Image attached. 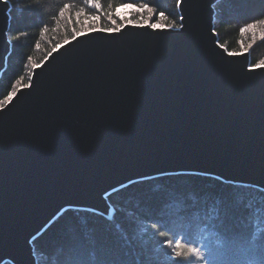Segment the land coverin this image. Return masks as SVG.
Here are the masks:
<instances>
[{"label": "water", "instance_id": "95a60500", "mask_svg": "<svg viewBox=\"0 0 264 264\" xmlns=\"http://www.w3.org/2000/svg\"><path fill=\"white\" fill-rule=\"evenodd\" d=\"M218 1L189 0L178 33L81 36L32 70L0 113V264H36L32 241L64 211L110 218L107 196L133 182L207 173L264 191V67L215 46Z\"/></svg>", "mask_w": 264, "mask_h": 264}, {"label": "trees", "instance_id": "16d2710c", "mask_svg": "<svg viewBox=\"0 0 264 264\" xmlns=\"http://www.w3.org/2000/svg\"><path fill=\"white\" fill-rule=\"evenodd\" d=\"M150 3L166 11L179 23L176 0H101L109 11L120 3ZM8 41L14 40L6 66L0 76V101L9 91L29 83L31 63L41 64L56 44L72 40V29L81 31L75 13L84 8L95 10L83 0H9ZM64 3H73L57 24L56 16ZM213 26L220 33L217 40L229 51H240L239 29L264 16V0H219L215 6ZM81 22L84 17H81ZM119 22V21H118ZM155 22V21H153ZM101 24L112 27L106 16ZM48 31L41 36L42 27ZM53 28L56 30L53 31ZM249 42L245 39V44ZM39 43L40 48L35 45ZM252 67L264 61V41L257 40L248 51ZM31 56V62L28 57ZM112 209L110 218L87 210L68 209L32 241L36 264H157L164 251L160 237L151 227L163 224L181 229L199 243V233L206 226L227 238L230 264H242L247 256L241 251L264 229V191L255 187L224 182L200 174H172L133 182L107 196ZM147 228V231L144 229ZM248 256H264V237ZM9 264V263H5ZM264 264V261H262Z\"/></svg>", "mask_w": 264, "mask_h": 264}, {"label": "snow or ice", "instance_id": "6c2138e0", "mask_svg": "<svg viewBox=\"0 0 264 264\" xmlns=\"http://www.w3.org/2000/svg\"><path fill=\"white\" fill-rule=\"evenodd\" d=\"M9 0H0V3H8ZM89 8L95 10V14H89L84 8H81L75 13L76 24L80 25L81 31L77 32L73 27L72 40H76L81 36H89L93 33H103L108 36L118 35L125 28H148L153 32H180L185 28V14L183 5L187 4L189 0H176L175 7L179 12L177 23L169 13L162 11L158 6L150 3H120L115 8L112 4L108 5L109 11L105 12L102 8L101 0H83ZM75 5L73 3H64L59 9L56 16L52 19L59 24L60 19L64 18L65 12H69ZM215 14V8H213ZM106 16L107 20L112 24V27H105L101 24V17ZM81 17H84L81 22ZM119 21V22H118ZM155 21V22H153ZM72 22L71 13L68 17V23ZM56 29L53 28V31ZM48 31L47 25L42 27L41 36ZM211 35L219 37L220 33L213 26L210 28ZM8 33H5L7 36ZM239 35L243 38L238 41L240 45V51H229L228 48L220 43L218 40L214 41L215 46L222 50L224 54L229 57H236L245 55L249 50L253 48L257 40L264 41V16L254 19L251 23L245 24L239 29ZM19 35L13 37L8 41L11 47L14 40H18ZM245 39L249 42L245 44ZM71 43L70 40H65L63 44H56L52 47L51 51L47 53L44 61L41 64L31 63V67L35 70L37 67H41L43 63L52 57L54 52L59 51L65 45ZM37 49L40 48V44L35 45ZM28 61L31 62V56L28 57ZM254 67H264V61ZM31 84V73L29 74V83L24 84L23 78L20 81V87L14 88L9 91L4 97L3 101H0V113H3L5 107L10 104L13 99L21 93L24 88H30ZM6 114V113H4ZM161 175H164L163 173ZM202 175H210L202 173ZM151 227L156 230V233L160 237H169L159 242V249L164 251L162 259H158L157 264H230L227 259L229 252V242L227 238L223 237L221 233L215 230V228L205 227L199 233V243H197L191 236L187 235L181 229L184 227L183 223H174L172 227H166L161 224L157 226L155 222L151 223ZM147 231V228L144 229ZM264 237V229L257 233L254 238L251 247H243L241 251L247 256L242 264H262L264 256L255 258L248 256L247 254L252 252L257 247L256 240Z\"/></svg>", "mask_w": 264, "mask_h": 264}, {"label": "bare ground", "instance_id": "6f19581e", "mask_svg": "<svg viewBox=\"0 0 264 264\" xmlns=\"http://www.w3.org/2000/svg\"><path fill=\"white\" fill-rule=\"evenodd\" d=\"M101 200H102V205H104V203H105V202H104V199L102 198Z\"/></svg>", "mask_w": 264, "mask_h": 264}, {"label": "rangeland", "instance_id": "374dc122", "mask_svg": "<svg viewBox=\"0 0 264 264\" xmlns=\"http://www.w3.org/2000/svg\"><path fill=\"white\" fill-rule=\"evenodd\" d=\"M248 53V52H247Z\"/></svg>", "mask_w": 264, "mask_h": 264}]
</instances>
